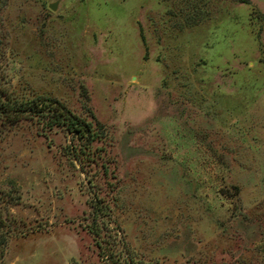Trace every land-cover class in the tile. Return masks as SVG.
I'll list each match as a JSON object with an SVG mask.
<instances>
[{
  "label": "rangeland",
  "instance_id": "obj_1",
  "mask_svg": "<svg viewBox=\"0 0 264 264\" xmlns=\"http://www.w3.org/2000/svg\"><path fill=\"white\" fill-rule=\"evenodd\" d=\"M0 54L103 133L2 127L0 264H264V0H0Z\"/></svg>",
  "mask_w": 264,
  "mask_h": 264
},
{
  "label": "trees",
  "instance_id": "obj_2",
  "mask_svg": "<svg viewBox=\"0 0 264 264\" xmlns=\"http://www.w3.org/2000/svg\"><path fill=\"white\" fill-rule=\"evenodd\" d=\"M25 120H38L43 123L46 130L50 131L56 128L64 129L85 148H91L103 137V133L97 129L95 121L74 114L66 106L50 97L32 99L16 97L3 84L2 55L0 54V135L3 132L2 127L13 126ZM7 222L4 213L0 212V247L5 246L8 241L5 232V228L9 226ZM92 234L100 238V227L95 226L92 229ZM102 244L103 241H100L98 246L105 252L106 247H103Z\"/></svg>",
  "mask_w": 264,
  "mask_h": 264
},
{
  "label": "water",
  "instance_id": "obj_3",
  "mask_svg": "<svg viewBox=\"0 0 264 264\" xmlns=\"http://www.w3.org/2000/svg\"><path fill=\"white\" fill-rule=\"evenodd\" d=\"M51 9L56 10V5H52Z\"/></svg>",
  "mask_w": 264,
  "mask_h": 264
}]
</instances>
